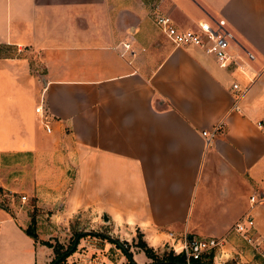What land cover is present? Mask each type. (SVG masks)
I'll list each match as a JSON object with an SVG mask.
<instances>
[{
    "label": "crops",
    "instance_id": "crops-1",
    "mask_svg": "<svg viewBox=\"0 0 264 264\" xmlns=\"http://www.w3.org/2000/svg\"><path fill=\"white\" fill-rule=\"evenodd\" d=\"M155 2L181 29L224 19L253 52L258 75L237 108L230 84H243L242 74L198 46L173 45L147 17ZM41 94L49 132L34 111ZM220 120L205 144L201 131ZM50 148L77 154L86 205L145 240L155 235L153 246L167 230L223 236L253 191L264 238V0H0V186L18 188L25 160L34 174ZM9 172L17 185L1 176ZM8 208L0 207V264H44L50 248L24 232L26 214ZM209 252L212 261L215 250L192 264Z\"/></svg>",
    "mask_w": 264,
    "mask_h": 264
},
{
    "label": "rangeland",
    "instance_id": "rangeland-1",
    "mask_svg": "<svg viewBox=\"0 0 264 264\" xmlns=\"http://www.w3.org/2000/svg\"><path fill=\"white\" fill-rule=\"evenodd\" d=\"M3 48L5 53H15L16 48ZM51 149V148H50ZM66 151L61 148V155L56 154L53 148L42 153L36 165L38 171L32 173V159L25 160L28 166L24 167L23 176L19 174L3 173V178H11L19 185L14 191L0 190V201L10 205V209L20 210L27 218L23 221L24 227L34 229L36 241L43 247L50 248L49 262L54 257L53 245L59 244L60 249L67 247L77 238L74 249L65 257L61 264H129L122 250L108 239L89 231H97L117 239L131 254V260L138 264L145 263L140 253H134L138 247L134 245L137 238H141L151 248L161 255L173 250L167 243L153 246L156 236L145 240L144 233L138 230H128L121 227L110 215L108 220L102 219V206L86 205L81 196V167L77 154L63 155ZM65 157V158H64ZM24 162V161H23ZM9 180V179H8ZM25 195L21 201L20 196ZM108 210V209H107ZM14 211V210H13ZM105 211V210H104ZM31 225V226H30ZM79 236L77 237V233ZM150 243V244H149ZM222 254L215 249L212 264H264V260L237 237L223 241ZM214 251V250H213ZM204 262L207 257L202 258ZM151 261L150 258L147 260ZM44 263V264H45ZM169 264V263H164Z\"/></svg>",
    "mask_w": 264,
    "mask_h": 264
},
{
    "label": "built area",
    "instance_id": "built-area-1",
    "mask_svg": "<svg viewBox=\"0 0 264 264\" xmlns=\"http://www.w3.org/2000/svg\"><path fill=\"white\" fill-rule=\"evenodd\" d=\"M147 17L154 28L165 35L173 45H195L200 47L205 53L210 54L217 66L226 69H236L245 78L242 84L238 80H232L230 90L233 92L235 101L232 107L237 108L236 101L248 89L258 75V71L253 66L254 54L251 50L237 44L232 32L226 26L224 19L217 18L212 21L198 20L194 27L178 28L173 19L165 12L161 11L158 3H153L147 12ZM235 44L236 51H231L230 47ZM123 49L129 48V43H122ZM34 111L39 114L40 122L46 132L51 130L49 125L50 115L43 105V96L40 95L39 103L34 107ZM259 128H263L261 121L256 122ZM223 125L222 120L218 121L211 130H202L204 143H209L214 131ZM21 201L25 195L20 196ZM262 200L257 191L249 193L247 206L237 219L228 227L226 233L220 237H194L185 233L176 234L172 230L166 231V240L173 253H182L184 264H192L193 260L201 258L202 253L209 250L219 251L222 254L221 246L228 234H234L245 244L249 245L254 252L264 260V238L259 233L255 225L253 209Z\"/></svg>",
    "mask_w": 264,
    "mask_h": 264
},
{
    "label": "trees",
    "instance_id": "trees-1",
    "mask_svg": "<svg viewBox=\"0 0 264 264\" xmlns=\"http://www.w3.org/2000/svg\"><path fill=\"white\" fill-rule=\"evenodd\" d=\"M2 189V187L0 186V190ZM4 200L2 199L0 201V207H3L5 209H9L8 205L6 203L3 202ZM31 226V225H30ZM24 232L26 234H28L29 236L35 238V232L34 229L31 227H24L23 228ZM95 233L101 237H104L106 239H108L109 241H111L112 243H114V245L118 246V248H120V250H122L123 254L125 255L126 259L128 260L129 264H136L131 260V254L129 251H127L126 247H124L122 245V243H119L117 241V239L115 238H111L108 235H105L103 233L97 232V231H89L88 233ZM79 233H77V237L79 236ZM77 242V238L74 239L67 247H65L64 249H60L62 248V246L59 244L58 246H56V243H54L53 245V250H54V257L47 263L45 264H61L63 262V260L65 259V257L74 249L75 243ZM134 245H136L138 248H140L143 253L151 259L150 262L146 263V264H164V263H169V264H184V258H183V254L182 253H172L171 251L168 252H164L161 255H158L157 252H155L150 245H148L146 243V241H144L141 238H137V240H135ZM211 255L212 252H209L208 254V258L207 261H201L203 264H212L211 263ZM194 262H200V259L198 260H193Z\"/></svg>",
    "mask_w": 264,
    "mask_h": 264
},
{
    "label": "water",
    "instance_id": "water-1",
    "mask_svg": "<svg viewBox=\"0 0 264 264\" xmlns=\"http://www.w3.org/2000/svg\"><path fill=\"white\" fill-rule=\"evenodd\" d=\"M102 219L105 221L107 220V216L104 213H102Z\"/></svg>",
    "mask_w": 264,
    "mask_h": 264
}]
</instances>
